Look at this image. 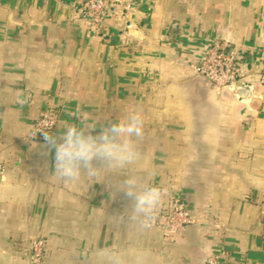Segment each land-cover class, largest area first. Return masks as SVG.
Wrapping results in <instances>:
<instances>
[{
	"label": "crops",
	"instance_id": "crops-1",
	"mask_svg": "<svg viewBox=\"0 0 264 264\" xmlns=\"http://www.w3.org/2000/svg\"><path fill=\"white\" fill-rule=\"evenodd\" d=\"M217 36L238 52L247 95L189 69ZM262 72L264 0H136L100 29L59 0H0V264H264ZM46 110L56 136L140 112L139 158L61 179L55 149L31 137ZM132 176L166 191L147 227L123 194ZM174 200L193 221L166 244ZM32 238L46 243L37 263Z\"/></svg>",
	"mask_w": 264,
	"mask_h": 264
},
{
	"label": "clouds",
	"instance_id": "clouds-1",
	"mask_svg": "<svg viewBox=\"0 0 264 264\" xmlns=\"http://www.w3.org/2000/svg\"><path fill=\"white\" fill-rule=\"evenodd\" d=\"M93 126L65 125L61 135L41 131L48 145L55 149L54 172L65 181L76 180L82 171L96 174V166L123 168L139 158L135 140L143 135V117L133 112L124 120L102 128L98 133ZM123 194L131 203L133 219L142 220L145 227L155 217L166 191L145 183L138 177L124 181Z\"/></svg>",
	"mask_w": 264,
	"mask_h": 264
},
{
	"label": "built area",
	"instance_id": "built-area-1",
	"mask_svg": "<svg viewBox=\"0 0 264 264\" xmlns=\"http://www.w3.org/2000/svg\"><path fill=\"white\" fill-rule=\"evenodd\" d=\"M65 10L89 24L100 29L108 18L114 14L117 8L129 12L135 6L136 0H81L71 3L67 0H59ZM189 69L194 75L200 76L211 82L219 90H232L239 97V87H249L251 82L246 78V72L239 61V54L233 45L223 36L211 39L208 48L196 63H190ZM258 82L264 84V72L261 73ZM56 125V120L50 110H46L41 117L34 121L31 137L46 142L41 131L51 134ZM6 167L0 160V181L3 180ZM193 221L191 213L185 205L177 200L169 203L167 214L161 223L162 239L166 244L174 242L183 230L184 226ZM46 243L43 238H32L28 244V260L37 263L41 261L45 252ZM207 264H218L215 257H209Z\"/></svg>",
	"mask_w": 264,
	"mask_h": 264
},
{
	"label": "water",
	"instance_id": "water-1",
	"mask_svg": "<svg viewBox=\"0 0 264 264\" xmlns=\"http://www.w3.org/2000/svg\"><path fill=\"white\" fill-rule=\"evenodd\" d=\"M241 95H247L248 88L247 87H239L237 90Z\"/></svg>",
	"mask_w": 264,
	"mask_h": 264
}]
</instances>
